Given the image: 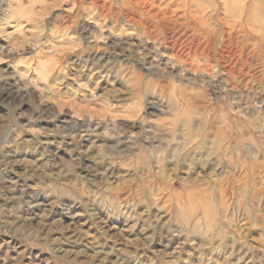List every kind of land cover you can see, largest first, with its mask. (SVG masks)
Instances as JSON below:
<instances>
[{"label":"rangeland","instance_id":"rangeland-1","mask_svg":"<svg viewBox=\"0 0 264 264\" xmlns=\"http://www.w3.org/2000/svg\"><path fill=\"white\" fill-rule=\"evenodd\" d=\"M0 264H264V0H0Z\"/></svg>","mask_w":264,"mask_h":264}]
</instances>
